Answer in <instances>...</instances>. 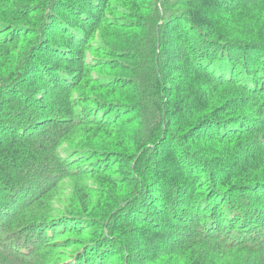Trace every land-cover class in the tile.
Wrapping results in <instances>:
<instances>
[{
	"label": "trees",
	"instance_id": "trees-1",
	"mask_svg": "<svg viewBox=\"0 0 264 264\" xmlns=\"http://www.w3.org/2000/svg\"><path fill=\"white\" fill-rule=\"evenodd\" d=\"M0 264H264V0H0Z\"/></svg>",
	"mask_w": 264,
	"mask_h": 264
}]
</instances>
